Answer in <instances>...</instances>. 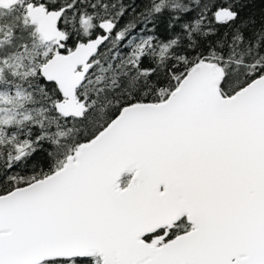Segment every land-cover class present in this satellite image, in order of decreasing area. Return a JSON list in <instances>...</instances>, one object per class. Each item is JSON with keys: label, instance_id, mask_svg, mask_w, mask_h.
Returning a JSON list of instances; mask_svg holds the SVG:
<instances>
[{"label": "snow or ice", "instance_id": "snow-or-ice-1", "mask_svg": "<svg viewBox=\"0 0 264 264\" xmlns=\"http://www.w3.org/2000/svg\"><path fill=\"white\" fill-rule=\"evenodd\" d=\"M0 264H264V0H0Z\"/></svg>", "mask_w": 264, "mask_h": 264}]
</instances>
